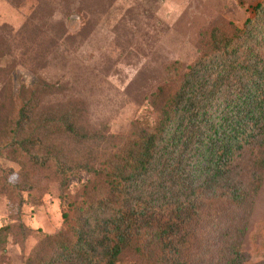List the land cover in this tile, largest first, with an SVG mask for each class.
<instances>
[{
  "label": "rangeland",
  "instance_id": "obj_1",
  "mask_svg": "<svg viewBox=\"0 0 264 264\" xmlns=\"http://www.w3.org/2000/svg\"><path fill=\"white\" fill-rule=\"evenodd\" d=\"M258 1L0 0V264H42L63 253L44 239L64 228L63 205L83 200L91 174L69 177L65 201L60 164L98 161L117 142L110 135L151 113L153 93L173 82L172 68L198 58L211 28L241 25ZM23 105L36 108V119L69 115L78 135L50 130L40 146L22 148L19 141L35 130L17 129ZM218 207L222 225L227 204ZM213 212L203 209L205 242L219 231ZM89 217L95 225L96 214ZM242 250L243 264L264 263V170ZM186 261L196 264L194 246ZM216 263L206 257L202 264ZM120 264L149 263L127 256Z\"/></svg>",
  "mask_w": 264,
  "mask_h": 264
},
{
  "label": "trees",
  "instance_id": "obj_2",
  "mask_svg": "<svg viewBox=\"0 0 264 264\" xmlns=\"http://www.w3.org/2000/svg\"><path fill=\"white\" fill-rule=\"evenodd\" d=\"M172 71L173 82L153 93L151 113L135 117L127 133L110 135L117 142L98 161L60 164L65 201L72 174L86 170L91 178L80 203L63 205L64 228L44 239L51 252L63 253L44 257L42 264H120L127 256L149 264H188L193 246L196 264L206 257L244 263L242 240L263 184L264 0L241 25L213 26L198 58ZM35 116L34 107L19 111L20 133L35 125L19 141L22 148L40 146L50 130L79 133L69 115ZM220 200L228 212L222 225ZM211 206L219 231L205 242L201 217Z\"/></svg>",
  "mask_w": 264,
  "mask_h": 264
}]
</instances>
